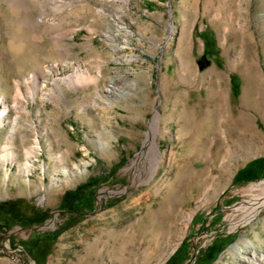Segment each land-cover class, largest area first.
<instances>
[{
	"label": "rangeland",
	"instance_id": "obj_1",
	"mask_svg": "<svg viewBox=\"0 0 264 264\" xmlns=\"http://www.w3.org/2000/svg\"><path fill=\"white\" fill-rule=\"evenodd\" d=\"M0 98V264H264V0H0Z\"/></svg>",
	"mask_w": 264,
	"mask_h": 264
},
{
	"label": "trees",
	"instance_id": "obj_2",
	"mask_svg": "<svg viewBox=\"0 0 264 264\" xmlns=\"http://www.w3.org/2000/svg\"><path fill=\"white\" fill-rule=\"evenodd\" d=\"M253 167H254V164H249L244 170H242L238 173L236 179H238L246 171H250ZM263 176H264V173L256 174L254 176H251L249 178V180H257ZM95 187H96L95 182H88L86 185L80 186L76 191L68 192L64 196V200H63V205L66 207L67 211L69 213H75V214L80 212L76 205H78L82 201V199L79 198L80 196H78V198H77V195L79 194L80 191L87 192V190L93 189ZM12 207L20 208L22 206L19 204L18 201L11 202V203L7 204L8 210H11ZM184 248H185V243H182V245L179 247V249L176 251V253L165 264H180V263H182L184 260V255H183ZM203 261H204V258H203Z\"/></svg>",
	"mask_w": 264,
	"mask_h": 264
},
{
	"label": "bare ground",
	"instance_id": "obj_3",
	"mask_svg": "<svg viewBox=\"0 0 264 264\" xmlns=\"http://www.w3.org/2000/svg\"><path fill=\"white\" fill-rule=\"evenodd\" d=\"M44 2V1H43ZM42 15H41V19H42V22H43V16H44V14H45V12H46V5H43L42 7ZM40 74H43V72H40ZM35 77V74L33 75V77L32 78H34ZM221 95H220V93H217V95H216V98L217 97H220ZM218 101V100H217ZM3 101H2V98H0V103H2ZM216 104H218V103H216ZM1 107V106H0ZM214 111H215V109H213V111L210 113V115H212L213 113H214ZM6 113V109H3V111H2V114H5ZM226 140H227V138H226ZM228 141V140H227ZM216 143V141H215V139H214V142H213V144H215ZM152 150H153V155H154V157L156 158V164H159L160 162H162V157H161V151L159 150V147H158V145L156 144V143H153V146H152ZM27 168H28V166H26ZM29 167H30V165H29ZM26 168V169H27ZM77 168V167H76ZM28 170V169H27ZM156 170H157V165H155V167H154V170H153V174L156 172ZM66 172V171H65ZM67 173V172H66ZM67 181V180H66ZM259 186V185H258ZM257 186V187H258ZM262 206H264V196H262L261 198H258V199H256L254 202H250L249 203V211H250V213L251 214H254V213H256L257 211H259L260 209L259 208H261ZM245 212V211H244Z\"/></svg>",
	"mask_w": 264,
	"mask_h": 264
}]
</instances>
